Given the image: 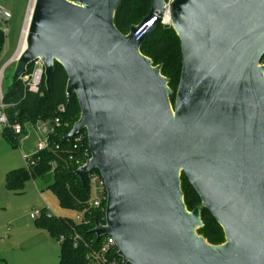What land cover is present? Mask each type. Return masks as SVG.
<instances>
[{
  "label": "water",
  "instance_id": "obj_1",
  "mask_svg": "<svg viewBox=\"0 0 264 264\" xmlns=\"http://www.w3.org/2000/svg\"><path fill=\"white\" fill-rule=\"evenodd\" d=\"M120 5L34 0L9 78L38 61L49 89L55 63L65 70L80 113L62 139L84 130L90 151L73 173L84 183L98 170L106 189L104 222L90 232L111 236L123 264H264V0H151L126 34ZM160 23L181 47L173 104L161 65L140 51ZM181 173L200 198L192 210ZM203 208L223 242L198 232Z\"/></svg>",
  "mask_w": 264,
  "mask_h": 264
},
{
  "label": "trees",
  "instance_id": "obj_2",
  "mask_svg": "<svg viewBox=\"0 0 264 264\" xmlns=\"http://www.w3.org/2000/svg\"><path fill=\"white\" fill-rule=\"evenodd\" d=\"M150 5L151 0H121V5L114 14L115 26L121 33L126 34L131 25L138 24L148 13ZM4 34L0 20V52L5 40ZM140 51L152 59L153 65H161V74L168 78V86L172 90L169 99L173 104L182 61L180 41L175 31L169 24L156 25L143 40ZM263 61L264 55L261 59V62ZM31 66L27 67V73L31 71ZM66 80L65 70L56 62L49 89H46L43 77L37 91L30 90L22 79L14 85L7 84L6 90L3 91V100L8 104L7 114L11 122L25 125L38 120L52 121L59 117L61 125L50 134L48 148L34 151L24 166L6 173L5 186L12 193H21L29 179L44 180L46 188L55 194L60 207L81 213L82 221L79 223L69 217L50 215L47 209L43 208L40 209L37 219L38 224L46 228L59 242L60 258L56 264H88L87 255L97 253L105 238L103 236L97 239L90 232L95 220L104 222V211L89 206L90 188L87 176L85 182L81 183L73 173L79 164L88 158L84 155V152L89 154L86 136L84 135L78 150L72 148L73 140L62 139L80 113L76 96L73 95L70 100L66 98ZM59 107H63V110H59ZM2 132L5 138L13 143L17 142L18 136L8 130ZM55 144H58L60 149L56 150ZM181 189L187 209L192 210L200 203V198L183 173ZM201 219L203 226L198 232L210 243L223 242V230L206 208L201 210ZM60 235L64 236L62 241L59 240ZM74 235L78 236L76 246ZM107 256L117 260L116 264H123L116 254V247H112ZM3 261V258H0V264Z\"/></svg>",
  "mask_w": 264,
  "mask_h": 264
},
{
  "label": "rangeland",
  "instance_id": "obj_3",
  "mask_svg": "<svg viewBox=\"0 0 264 264\" xmlns=\"http://www.w3.org/2000/svg\"><path fill=\"white\" fill-rule=\"evenodd\" d=\"M27 3V0H0V7L9 15L6 21H1L2 27L7 29L0 52L3 91L9 84L15 65L18 35L27 12ZM261 63L264 64V61ZM32 124H26L25 135L18 136L17 142L14 143L5 138L0 130V258L4 260L2 264H56L60 258L59 242L46 228L38 224L37 217L30 218V213L46 208L47 213L54 216L73 219L76 214L72 210L60 207L55 194L46 188L44 180L29 179L21 193H12L6 189V173L24 166L25 156L31 155L38 141L43 138Z\"/></svg>",
  "mask_w": 264,
  "mask_h": 264
},
{
  "label": "built area",
  "instance_id": "obj_4",
  "mask_svg": "<svg viewBox=\"0 0 264 264\" xmlns=\"http://www.w3.org/2000/svg\"><path fill=\"white\" fill-rule=\"evenodd\" d=\"M170 1V0H168ZM8 12L5 10L3 12H0V20L6 21L8 18ZM155 17L151 19L148 22L143 23L139 26L137 31L135 32V36L137 38L141 37L142 35L146 34L151 25L155 21ZM3 32H6L7 29L5 27H2ZM1 75L2 71L0 70V130H8L10 131L14 136H24L26 133V124L22 125L19 122H11L9 120L8 114H7V107L8 104H6L3 100V89L1 86ZM43 77V67L38 61H34L31 66V71L26 73L22 81L27 85V87L32 91H37L40 81ZM59 110H63V107H59ZM35 129L38 131V133H41L43 135V138L40 139L37 143L35 151H41L49 146V136L50 134H53L57 128L61 125V121L59 117H55L52 121H44V120H38L35 124H32ZM84 135L86 136V132L80 131L78 132L71 140H73V146L72 148L74 150L79 149V145L82 143ZM87 138V136H86ZM54 148L56 150L60 149L58 144H55ZM89 150V148L87 149ZM84 155L90 157V151L89 154L84 152ZM30 156V155H29ZM29 156H25L26 162H28ZM71 158V157H70ZM87 158V159H88ZM72 159V158H71ZM86 159V160H87ZM85 162L80 163V165H83ZM88 178V184L90 188V197L88 200L89 206L92 208H99L100 210L105 212V202H106V189L104 185V181L102 179L101 174L98 170H91L86 173ZM40 216V210H36L33 213H30V218L35 219ZM75 222H81L82 221V214L76 213L75 217L73 218ZM64 239L63 235L59 236V240L62 241ZM78 239L77 235H74L73 240L74 245L76 246V241ZM112 247H115L114 239L106 235L104 240L102 241V244L99 247V250L95 254H88L87 260L88 264H116L117 260L113 258H109L108 253ZM117 251V250H116ZM121 260V258H120ZM122 262V260H121Z\"/></svg>",
  "mask_w": 264,
  "mask_h": 264
},
{
  "label": "crops",
  "instance_id": "obj_5",
  "mask_svg": "<svg viewBox=\"0 0 264 264\" xmlns=\"http://www.w3.org/2000/svg\"><path fill=\"white\" fill-rule=\"evenodd\" d=\"M28 1V3H27V12H26V14H25V17H24V20H23V23H22V26H21V29H20V32H19V35H18V43H17V51H16V53H15V58L17 57L16 55H17V53H18V51L20 50V44H21V39L23 38V37H25L24 36V31L26 30V26H27V23H28V17H29V10L31 9V1L30 0H27ZM31 11V10H30Z\"/></svg>",
  "mask_w": 264,
  "mask_h": 264
},
{
  "label": "bare ground",
  "instance_id": "obj_6",
  "mask_svg": "<svg viewBox=\"0 0 264 264\" xmlns=\"http://www.w3.org/2000/svg\"><path fill=\"white\" fill-rule=\"evenodd\" d=\"M30 1H31V6H30V7H31V9H32V6H33V4H34V0H30ZM31 9H30V10H31ZM30 10H29V12H30ZM23 34H24V36L26 35V30L24 31ZM24 39H25V37H23V38L21 39V44H20L21 47H20V50H21L22 47L24 46V42H25ZM20 50L18 51L17 55L19 54ZM17 55H16V56H17Z\"/></svg>",
  "mask_w": 264,
  "mask_h": 264
}]
</instances>
